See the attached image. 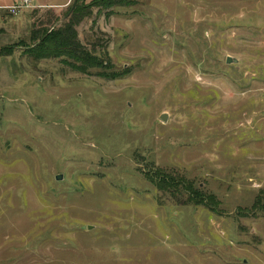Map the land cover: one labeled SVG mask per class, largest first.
Instances as JSON below:
<instances>
[{"label": "rangeland", "instance_id": "374dc122", "mask_svg": "<svg viewBox=\"0 0 264 264\" xmlns=\"http://www.w3.org/2000/svg\"><path fill=\"white\" fill-rule=\"evenodd\" d=\"M18 1L0 0V264H264V0L93 8L78 37L117 80L30 58L75 0Z\"/></svg>", "mask_w": 264, "mask_h": 264}, {"label": "trees", "instance_id": "16d2710c", "mask_svg": "<svg viewBox=\"0 0 264 264\" xmlns=\"http://www.w3.org/2000/svg\"><path fill=\"white\" fill-rule=\"evenodd\" d=\"M96 0L89 6L74 3L69 13L62 20L50 11V20L34 25L31 44H26L28 55L33 60L59 59L70 70L106 80H117L127 75L118 72L111 64L105 48L96 45H84L78 37L76 27L93 14V8L107 10L114 6L127 4L126 0ZM39 11H34L38 14ZM69 15V16H68ZM100 42V41H98Z\"/></svg>", "mask_w": 264, "mask_h": 264}, {"label": "built area", "instance_id": "2783aa9c", "mask_svg": "<svg viewBox=\"0 0 264 264\" xmlns=\"http://www.w3.org/2000/svg\"><path fill=\"white\" fill-rule=\"evenodd\" d=\"M33 0H19L12 6L5 7L11 15H18L22 10L33 7Z\"/></svg>", "mask_w": 264, "mask_h": 264}, {"label": "water", "instance_id": "95a60500", "mask_svg": "<svg viewBox=\"0 0 264 264\" xmlns=\"http://www.w3.org/2000/svg\"><path fill=\"white\" fill-rule=\"evenodd\" d=\"M76 2H77V0H75L74 3L76 4ZM73 9H74V8H73ZM73 9L71 10V12L73 11ZM71 12H70V13H71ZM70 13H69V14H70ZM68 16H69V15H68ZM236 62H237V60H234V59H232L231 57H228V58H227V63H228V64H232V63H236ZM161 119H162L163 121H166V115H162ZM57 179L59 180L60 178H57Z\"/></svg>", "mask_w": 264, "mask_h": 264}]
</instances>
